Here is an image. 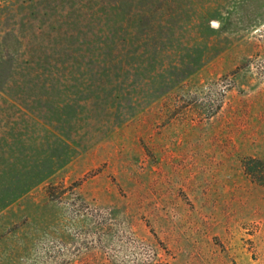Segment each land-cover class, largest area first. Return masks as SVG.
Here are the masks:
<instances>
[{"label":"rangeland","instance_id":"1","mask_svg":"<svg viewBox=\"0 0 264 264\" xmlns=\"http://www.w3.org/2000/svg\"><path fill=\"white\" fill-rule=\"evenodd\" d=\"M0 264H264V0H0Z\"/></svg>","mask_w":264,"mask_h":264},{"label":"trees","instance_id":"2","mask_svg":"<svg viewBox=\"0 0 264 264\" xmlns=\"http://www.w3.org/2000/svg\"><path fill=\"white\" fill-rule=\"evenodd\" d=\"M51 188V187H50Z\"/></svg>","mask_w":264,"mask_h":264}]
</instances>
